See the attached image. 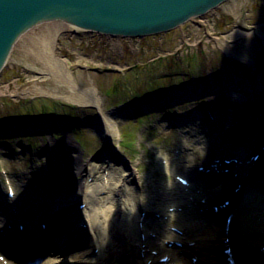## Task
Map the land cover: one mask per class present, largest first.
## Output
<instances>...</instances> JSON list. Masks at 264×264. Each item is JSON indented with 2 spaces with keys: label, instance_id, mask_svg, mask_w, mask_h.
Masks as SVG:
<instances>
[{
  "label": "rangeland",
  "instance_id": "374dc122",
  "mask_svg": "<svg viewBox=\"0 0 264 264\" xmlns=\"http://www.w3.org/2000/svg\"><path fill=\"white\" fill-rule=\"evenodd\" d=\"M50 25L51 23L41 24L29 30L14 46L0 74V159L9 170L11 181L20 190L25 181L30 182V169L40 164L39 173L45 175L53 167L44 158L46 154L43 149L46 144L59 145L56 142L59 140L69 145V140L78 148L83 166L91 158L93 161L103 159L100 155L103 153L101 151H105L103 144H100V137L95 134L98 133L94 129L96 109L91 105H77L67 100L72 90L63 83H56L58 80L48 76L42 67L36 66L34 57L26 50L32 47L28 38L36 36L39 40ZM68 30L71 31L70 28ZM230 30L233 32L227 34ZM70 31H65L57 38L55 52L59 58L67 60V70L71 78H75V86L84 90L96 89L103 97L104 106L109 108L108 115L112 117L117 111L112 108L122 104L129 105L136 100L144 102L146 98L159 94L161 96L163 88L170 94L167 97L170 104L175 93L180 92L181 85L196 88L206 84V88L213 87L215 84L212 82L223 81L226 77H247L252 68L254 71L262 69L259 74L262 73L261 80L264 83V0H228L217 9L216 14L207 13V18L202 23L195 17L169 33L152 36L160 42L158 47L150 48L147 53L136 51L130 52L129 56L125 53V57L112 50L111 40L106 41L97 36L88 39L82 31ZM225 38L231 42L230 51L223 50L225 42L222 40ZM230 38L237 42L232 44L233 40ZM119 46H124V42ZM210 79L213 81H208ZM35 85L41 89L50 88L48 93L51 95L37 93ZM262 89L264 95V87ZM226 93L228 92H222L216 100H228ZM183 94L188 96L189 101L186 102L185 96L175 108H168L166 101L156 104L152 100L154 105L159 106L154 112V118L161 123L163 119L170 118V114L185 115L210 100L209 95L197 99L198 97L189 96V93ZM263 95L261 103L264 106ZM164 98L161 96L159 101ZM245 104L252 103L247 99ZM131 114V117L127 116L128 121L119 117L122 119L119 129L123 133L128 131L131 134L136 127L143 128L135 122L133 110ZM65 117H69V120ZM152 120L153 116L142 119L144 123H151ZM179 130L187 135L184 133L186 128ZM75 138L80 139L81 145ZM179 139L175 131L161 129L158 125L154 132L143 128L137 135V152L130 158V163L138 180L135 185L130 184L132 188L126 187L131 192L137 187L147 196L155 191L152 185L158 186L157 189L167 194V198L154 192L157 196L150 202L152 209L162 210L166 202L178 198V186L173 185L176 183L174 174L190 177V167L198 164L206 152L205 149H198V161L194 160L190 152L192 147H198L191 143L186 152L189 154L184 156L183 163L175 166L172 172L160 171L157 152L170 159V151ZM27 146L32 150H28ZM10 150H14L15 154L9 155ZM32 152L35 159L29 156ZM112 164L115 166H108L109 173L114 172L113 177L115 175L114 179L117 180L116 177L123 168L117 162L113 161ZM95 168L100 172V163L93 166L94 170ZM81 174L80 172L74 177L79 180ZM99 181L100 179L94 180L95 186L100 185Z\"/></svg>",
  "mask_w": 264,
  "mask_h": 264
},
{
  "label": "bare ground",
  "instance_id": "6f19581e",
  "mask_svg": "<svg viewBox=\"0 0 264 264\" xmlns=\"http://www.w3.org/2000/svg\"><path fill=\"white\" fill-rule=\"evenodd\" d=\"M213 10H215V8L208 11L212 12ZM199 18L200 20L204 19L202 15L199 16ZM46 23H51V25L46 28V31L44 33L45 35L43 37H40L39 40L36 36H34L36 38L29 37L28 42L32 47L26 48V50L29 55L34 57L36 66L42 67L43 70L46 71L47 75L52 77V79L58 80L55 81L56 83H63L72 90L71 95H67V100H70L77 105L90 104L96 108V103L97 105H99L100 98L95 93L94 89L84 90L79 86H75L73 80H76L75 78H71V74L67 70V60H65L64 58H59V56H57L55 52V42L57 38L65 31L69 32L70 30H68V28H70V32L73 33H75L76 31L84 32L85 36L88 39H93L95 36H97V38L99 39L104 38V40L106 41L111 40L110 47L112 48V50H114L116 54H121L124 57L125 53L127 56H129L130 52H139L142 47H144V53H147L151 48H148L146 45L140 42L143 41L142 39H145V36L114 35L112 37L105 34V37H103L101 33L75 27L63 21L55 20L45 22L43 24ZM26 33L19 36L15 45ZM166 33L167 32H164V34ZM121 42H124V46H119ZM14 46L11 48V51L13 50ZM115 46H117L118 48H115ZM11 51L9 52L8 57ZM8 57L4 60V66L7 62ZM152 59L154 60V58ZM208 81L212 82L213 79H210ZM217 81L212 82V84H215L214 89L217 93H219L217 97L222 95L221 92H228L226 93V96L229 99L227 103V105L229 104L228 107L230 106L231 102L234 103L237 107H242V105L245 104L241 102L240 105L238 100L239 97L244 99V96L248 94L247 86H249V84L246 85V82L242 80H235V76H230L229 78L226 77L223 79V81ZM205 86L206 84H204L203 86L201 84L199 87H197V91L204 96H206L208 92L205 90ZM35 89L37 93L51 95L48 93L50 88L47 89L45 87L41 89V87L37 88V86L35 85ZM179 90V93H175V95L173 94L174 96L172 95L174 97L172 99L181 100L185 98L186 95L183 94L185 92L182 91V89ZM7 94L9 93L7 92ZM191 94H189V96H194ZM67 96H65V98ZM215 97L216 95L214 97L210 96L211 106H209L208 108L210 110L211 108L212 110H216L219 106V103H217L215 99L211 100V98ZM31 99L33 100V98ZM185 100L186 102L189 101L188 96H186ZM157 101L159 100L156 99L154 103L163 104L165 100L163 99L162 101ZM154 103L152 101L150 105L147 103L141 104H143L144 107L146 106L147 108H149V110H157L159 106L154 105ZM155 107L156 109H154ZM228 112L232 113V108H228ZM176 115L177 114L173 113L171 116V120L167 119L168 122H171V125H163V128L167 131H173V128L177 129L175 132L180 139L179 143L175 142L176 145L174 148L177 150L176 153L171 157V159H167L166 161L167 167L166 165H163L165 166V168H163L159 162V169L162 172H165V170L167 172H172L174 169V164H176V166H179V163H183L184 158L182 156H178V154L180 155L184 152L181 151L182 144L183 146L188 147L191 145L189 140L186 139V136L180 133V125H177L178 122ZM99 117H102V119H100ZM99 117L94 122V129L96 128V131L98 130L100 135L103 136L104 140L106 141V144L109 146V136L114 135L115 122L112 116L109 117L108 113H105L104 115L100 114ZM187 117L188 116L185 115L184 118H182L183 121H181V123L185 122V120L188 119ZM253 121L254 119L252 120L251 118L248 127ZM242 125L246 126L245 122ZM238 128L241 129L240 127ZM259 137L257 136V138ZM254 139L255 134L252 135L251 133L246 134L243 132L242 139L239 138L234 142V144L236 145L231 144L229 147H226V150L228 152L227 154L229 155V157L238 159L237 155H241L240 148H242L241 152H245V148L238 145V140L242 141V145H246V152L248 153L253 150L252 143ZM261 141L264 142V138H261L260 142ZM68 142L70 146L68 145L67 158L69 160L68 164H70L73 172H85V169L88 165L95 164L91 160L87 162V166H83L82 158L78 148H76V146L69 140ZM256 144L259 145V142H256ZM205 148H209V146L205 145ZM192 151L194 153H192L191 157L194 160L198 159L197 149H195V147H192ZM106 152L108 153V155L112 154V151L110 152L109 150H106ZM63 153L64 152L60 148V146L54 144L51 145L48 155V162L52 163L53 166L52 168H50L51 174L49 176L52 182L61 181L63 178V165L60 161ZM29 156L32 157L33 154L30 153ZM32 158L35 159V155ZM103 165L104 164H102L101 166L103 167ZM126 170V172L125 170L123 172L124 174H126L121 176L123 177L122 180H119L118 183L113 186V189L107 185L109 181H107V183L104 185L105 180L102 179L103 184L101 185V191L106 192L105 196H99L98 194L95 195V193H93L92 190L87 186L83 189L81 184H78L77 186L75 185L74 188L76 190L71 194L73 195L72 198H75L79 202L88 199L89 203L92 204V208H87V210L84 211L85 214L87 213L85 221L88 226L87 230L91 235L90 240L87 239V237L83 234V230L76 225L77 215L70 207L69 198L67 197V200L64 198L65 196L63 197L64 200L62 201L61 205H66L68 209H65V211L71 215V217L66 218L64 221L61 220V227L63 229L60 228L58 224L54 225L50 223L47 236H44V234L40 235L41 233L39 231L34 232V235L39 238V243L41 245H44V247L39 250H37L36 248L34 249V253L37 254L40 259L44 260L42 264H65L67 262L72 264H255L254 259H248L251 258L248 256V253L251 250L253 244L252 234L255 229H259V226H257V223L255 222L257 221L258 217H264V214L262 212L264 206L262 207L260 203V201H264V184H262L261 181L259 183L262 185L247 188V191H244L245 194H249V197H256L254 198V200L258 201L257 206L249 204L246 207V210H248V212L247 214L245 213V219H242V217L236 215L230 222L232 231L229 232V235L232 236L231 240L233 242L231 245V259L230 261H227V255L224 254V250L226 249L225 237H227V235H225L226 218L224 216H221V214L230 215L231 210L229 206H225L221 207L218 210L217 214H214L212 207L219 206L223 203L219 193L212 195L211 190L213 188L208 187V185H206L205 183H202L203 185L193 184V189L184 188L181 187L180 184L174 183L173 185H177L179 189L178 198L176 200L171 199L169 202H166L162 210H159L157 208L152 209V207L150 206V202L153 201L157 194L160 193V197L163 196L165 198H167V194L165 195L164 193H162V191L157 189L158 186L153 185L152 187L155 189V191L151 192V194L149 193L147 196L144 195L142 191L141 193L139 191L135 195L133 194V192L130 193V191L128 190L130 193L129 194L127 193L125 185H123L124 190L122 191L121 184H124L125 180H128L132 177L135 179L137 178L133 171L129 170V168H127ZM217 176L218 175L215 176L214 180L211 181V183L217 181ZM252 177L254 178L255 176ZM190 178V180L192 181L200 180L197 179L199 178V174L197 172H195ZM238 182L239 180H237L236 184ZM119 187H121V191H119ZM148 187L149 185H147V189H149ZM4 190L7 191V184H4ZM154 192H157V194H154ZM200 192L202 193L200 194ZM60 194L61 196L63 195V193ZM14 196L16 198V193ZM128 196L130 197V199ZM236 197V194H234L232 191L231 198L234 199ZM203 198H206V200L202 204L201 200ZM6 203L7 201L5 200L3 204ZM232 207H235V204ZM136 208L138 209V212L135 210ZM168 209L171 210L169 211ZM204 209L208 210L204 211ZM0 210L3 212L2 209ZM16 210L18 212V217H20L22 212H24V210H21L20 208H17ZM199 211L202 213L200 214ZM141 213H144V217L142 218V220ZM5 218L12 219V216L8 214ZM1 223L2 222L0 221V228H4L3 226H1ZM73 225L78 228V231H75L76 234L82 233V235L78 237L77 241H70L69 238H67L66 236V238L64 237V235H67V233H69L68 236L71 237L69 230L72 229L74 231ZM32 227L34 228L35 225L33 224ZM173 227L177 232L171 230V228ZM261 229L264 230V227H262ZM17 231L20 230L16 229V232ZM152 234L154 236H152ZM55 238L65 239L64 245L67 247L66 250H59L57 251V253H55L52 252L51 249H47L50 246H55L53 241ZM12 242L14 243L13 245L26 244L24 241L23 243H20L21 240L19 239L12 240ZM255 243L261 244V241H256ZM29 247L34 248V246L32 245H30ZM61 247L63 248V246ZM0 250H4L6 251V253L10 251L7 250V245H5V243L3 242L0 243ZM44 250H46V252ZM14 253H17V251H14ZM244 254H246V256ZM14 256V259L17 260V254H14ZM162 258H167V260L165 262H162L160 261V259ZM33 259V257H30L27 261ZM261 259L263 258H260L259 260ZM23 262H25L24 259H22L19 263L23 264ZM0 264L15 263L10 259H7V261H0Z\"/></svg>",
  "mask_w": 264,
  "mask_h": 264
},
{
  "label": "water",
  "instance_id": "95a60500",
  "mask_svg": "<svg viewBox=\"0 0 264 264\" xmlns=\"http://www.w3.org/2000/svg\"><path fill=\"white\" fill-rule=\"evenodd\" d=\"M225 1L0 0V71L19 36L45 22L63 21L102 35L148 36L176 28ZM68 234L64 237L72 241ZM55 239L59 248H66L64 238Z\"/></svg>",
  "mask_w": 264,
  "mask_h": 264
}]
</instances>
